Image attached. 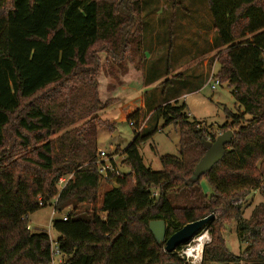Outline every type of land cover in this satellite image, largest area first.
<instances>
[{"label": "trees", "instance_id": "obj_1", "mask_svg": "<svg viewBox=\"0 0 264 264\" xmlns=\"http://www.w3.org/2000/svg\"><path fill=\"white\" fill-rule=\"evenodd\" d=\"M204 1L218 45L216 79L233 89L239 107L238 114L226 111L220 127V134L233 132L224 158L192 181L209 133L190 121L185 104L168 101L154 115L179 129L181 156L162 157V171L153 172L139 147L158 129L138 133L135 127L134 141L122 152L130 172H108L111 189L100 204L98 128L108 124L98 114L110 103L99 99L91 51L113 43L111 51L127 53L129 44L124 39L121 48L119 36L142 31L140 16L150 0H0V264H53L49 235L28 229V217L49 205L59 213L70 209L66 221L52 226L63 264H186L177 254L182 247L167 254L150 223L164 221L168 239L219 209L238 222L240 242L252 243L249 264H264L257 230L264 204L242 221L225 200L244 189L260 191L264 179V0ZM169 2L185 11L182 0ZM138 118L132 115L128 124ZM61 179L67 180L62 189ZM218 221L207 227L211 242L202 264H242Z\"/></svg>", "mask_w": 264, "mask_h": 264}, {"label": "rangeland", "instance_id": "obj_2", "mask_svg": "<svg viewBox=\"0 0 264 264\" xmlns=\"http://www.w3.org/2000/svg\"><path fill=\"white\" fill-rule=\"evenodd\" d=\"M182 5L185 11H174L169 0H150L140 16L142 31H129L119 36L121 48L125 45L122 43L124 39L129 44L127 53L111 51L115 46L113 43H99L91 51L90 64L97 69L99 99L103 104L110 103L107 110L98 114L101 122L108 124L98 128V148L106 153V157L98 162L114 166L112 172L116 174L130 172L122 152L134 141L136 129L138 133L158 129L139 147L145 166L153 172L162 171V157L181 156L179 129L166 127L164 121L154 115L160 105L168 101L176 106L185 104L190 121H196L208 131V141L211 136L216 140L220 135V127L227 122L226 111L239 112L233 89L227 83L216 82L220 71L216 57L218 45L205 1L182 0ZM171 33L174 34L173 47ZM212 76L215 81H211ZM213 85H217L216 90H212ZM134 114L139 118L133 126L128 120ZM256 165L260 166V162ZM201 186L210 197L213 191L206 179L201 181ZM58 188L62 186L59 184ZM109 189L111 181L101 179L100 204ZM225 200L230 202L229 208L241 211L242 221L249 220L253 211L264 204V179H261L260 191L244 189L230 194ZM261 209L264 214V207ZM69 211L59 213L49 205L29 216L30 232L49 235L53 264H63L64 261L63 255L57 251L60 235L53 229V222L62 220ZM211 215L219 218L218 224H222V234L230 252L243 257L242 264H249L246 250L252 243L245 239L240 242L236 235L238 222L232 216L222 217L220 209ZM257 230L264 241V224ZM262 256L264 258V253Z\"/></svg>", "mask_w": 264, "mask_h": 264}, {"label": "water", "instance_id": "obj_3", "mask_svg": "<svg viewBox=\"0 0 264 264\" xmlns=\"http://www.w3.org/2000/svg\"><path fill=\"white\" fill-rule=\"evenodd\" d=\"M233 132L228 131L220 134L217 139L212 141H204L203 145L206 149L205 156L198 163L192 181H197L205 174L210 172L223 158L226 147L231 144ZM215 220V215L189 223L180 231L166 239L167 227L164 221H153L149 225V229L158 244L164 245V251L167 254L176 253L178 248L188 245L193 238L201 231L206 230L208 225Z\"/></svg>", "mask_w": 264, "mask_h": 264}, {"label": "built area", "instance_id": "obj_4", "mask_svg": "<svg viewBox=\"0 0 264 264\" xmlns=\"http://www.w3.org/2000/svg\"><path fill=\"white\" fill-rule=\"evenodd\" d=\"M211 81H215L214 76H212ZM217 84H220L219 80L216 79ZM217 85H213L212 86V90H216ZM190 116V115H189ZM102 157H106V153L104 151L99 150V158L102 159ZM99 163V162H98ZM99 172L102 175V179L107 180L108 179V172L111 170H113V167L108 166L102 162L101 164L99 163ZM67 180L66 179H61L59 184L62 186V188L65 186ZM61 188V189H62ZM154 196H158L157 193H154ZM40 206H44L43 202H40ZM69 214L67 213L64 217L63 220L66 221L68 219ZM28 229H30V227L28 226ZM204 234H201V232L199 234H197L193 240L186 246H183L181 251L177 252V254L184 260L186 261V264H202V258H203V252H204V248L207 244L210 243L211 239L209 238V233L206 230H203ZM206 237V242L204 244L203 247V252H202V256L200 257L199 260H197L196 256H194V249L196 248L197 243L203 238ZM192 255V256H190Z\"/></svg>", "mask_w": 264, "mask_h": 264}, {"label": "bare ground", "instance_id": "obj_5", "mask_svg": "<svg viewBox=\"0 0 264 264\" xmlns=\"http://www.w3.org/2000/svg\"><path fill=\"white\" fill-rule=\"evenodd\" d=\"M203 234V233H202ZM206 237L204 236L196 245V248L194 249V256H196L197 260L200 259V257L202 256V252H203V247L205 244ZM192 256V255H190Z\"/></svg>", "mask_w": 264, "mask_h": 264}, {"label": "crops", "instance_id": "obj_6", "mask_svg": "<svg viewBox=\"0 0 264 264\" xmlns=\"http://www.w3.org/2000/svg\"><path fill=\"white\" fill-rule=\"evenodd\" d=\"M241 112H242V110H241ZM28 220H29V217H28Z\"/></svg>", "mask_w": 264, "mask_h": 264}]
</instances>
